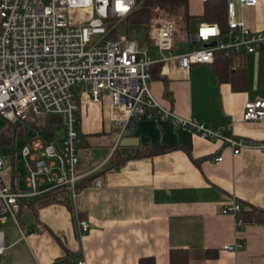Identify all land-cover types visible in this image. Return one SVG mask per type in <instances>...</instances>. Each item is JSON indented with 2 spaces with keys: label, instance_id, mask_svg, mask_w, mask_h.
<instances>
[{
  "label": "crops",
  "instance_id": "obj_1",
  "mask_svg": "<svg viewBox=\"0 0 264 264\" xmlns=\"http://www.w3.org/2000/svg\"><path fill=\"white\" fill-rule=\"evenodd\" d=\"M229 1L243 26L264 31V0L245 8ZM204 4L188 0L189 19L180 15L186 34L195 35L201 23H208L202 19ZM194 18L198 22L192 33ZM128 24L137 25L128 19L126 35ZM226 39L222 33L221 40ZM143 44L139 51L157 59L148 40ZM190 47L188 40L175 42L178 54ZM230 69L232 74L220 80L212 64L184 72L175 63H158L151 68L149 88L173 115L224 128V135L250 144L237 155L170 120L146 118L135 120L132 131L123 135L137 138L138 145L120 147L123 137L117 142L112 123L123 120L124 111L111 108L106 96L92 103L80 95L76 172L92 173L73 201L64 193L43 205L34 198L25 202L20 227L2 225L6 250L0 264H77L79 259L84 264H169L170 251L178 249L189 253V264H264V226L238 225V215L222 213L236 203L241 211L264 210V151L258 148L264 144V121L242 120L247 102L264 101V50L231 55ZM240 74L239 84L235 78ZM217 157L220 163H215ZM2 174L10 186L27 188L28 177L21 184L18 170ZM92 176L102 179V188L89 186ZM27 212H32V225L24 220ZM75 218L89 224L82 236ZM237 243L241 247L236 251L224 249Z\"/></svg>",
  "mask_w": 264,
  "mask_h": 264
},
{
  "label": "built area",
  "instance_id": "obj_2",
  "mask_svg": "<svg viewBox=\"0 0 264 264\" xmlns=\"http://www.w3.org/2000/svg\"><path fill=\"white\" fill-rule=\"evenodd\" d=\"M215 1L225 2L226 30L218 23H201L195 35L186 34L180 15L170 14L158 4L149 6L146 29L147 40L157 55L153 59L117 30L121 25L126 27L127 20L148 0H90L86 4L82 0H75V4L72 0H0V118L8 123L5 130L23 129L26 137L15 139L10 151L14 161H23L28 171L26 189L7 184L2 177L6 165L0 151V257L6 250L2 225L10 222L20 227L25 202L56 190L73 201L79 195L80 183L92 173L76 172L80 95L92 103L106 96L111 108L124 111V119L112 123L117 142L125 131H132L135 120L146 118L170 120L202 140L225 144L233 155L250 147L244 140L224 135V128L215 130L173 115L154 99L149 88L151 68L158 63H175L186 72L193 65L213 64L217 55L231 58L233 54L264 50V31L252 32L243 26L236 18L234 2L203 0ZM237 3L244 8L255 7L257 0ZM72 12L78 21L72 19ZM178 40H188L191 47L176 53ZM211 43L215 46H205ZM242 115L244 122H263L264 101L247 102ZM48 117L62 120L65 136L58 142L51 135L48 139L40 136ZM18 139L22 143L18 144ZM258 148L263 152L264 144ZM221 160L217 157L215 163ZM89 186L102 188V179L94 177ZM240 212L237 203L222 210L234 216ZM75 222L79 236L88 231V222L78 218ZM241 223L237 216V224ZM224 247L236 251L241 244ZM77 264L84 262L79 259Z\"/></svg>",
  "mask_w": 264,
  "mask_h": 264
},
{
  "label": "trees",
  "instance_id": "obj_3",
  "mask_svg": "<svg viewBox=\"0 0 264 264\" xmlns=\"http://www.w3.org/2000/svg\"><path fill=\"white\" fill-rule=\"evenodd\" d=\"M160 5L170 14L182 15L185 19H189V14L187 13L188 0H148L140 10L135 12L132 17L129 18V22L143 24L148 21V7L152 5ZM202 19L208 23H218L221 29H225V7L220 3V1L215 2H207L204 4ZM215 61L212 64L214 67V71H216V75L220 78V80H226L229 75L232 74L230 69L231 58H223L220 55L215 56ZM236 83L242 82L241 74L235 78ZM234 82V84H235ZM46 124L42 127V130L48 132L51 137H53V133L55 128L58 125H61L62 120L59 117H48L46 118ZM4 132H12L13 134L7 135L3 137V141L11 142V148L15 143V139L21 137L24 139L26 136L24 135V131L22 128L11 127L6 129ZM3 132V133H4ZM1 136V135H0ZM156 153V152H155ZM119 161L118 158L115 160V164ZM114 164V163H113ZM94 179L92 176L91 180ZM64 194L62 190L51 191L49 193L44 194L43 197L35 198L34 202H39L40 205H43L48 200H54L59 195ZM44 201V202H42ZM238 217L241 218L243 224H250L251 222L258 223L264 226V210H260L254 207H250L248 211H241L238 214ZM189 253L185 250L178 249L172 250L169 253V264H189ZM55 264H65V260H61L56 262Z\"/></svg>",
  "mask_w": 264,
  "mask_h": 264
},
{
  "label": "rangeland",
  "instance_id": "obj_4",
  "mask_svg": "<svg viewBox=\"0 0 264 264\" xmlns=\"http://www.w3.org/2000/svg\"><path fill=\"white\" fill-rule=\"evenodd\" d=\"M71 17L74 21H78L79 18L75 16V13L72 12L71 13ZM197 20L191 19L190 23H189V28L190 31L193 33L194 32V27L197 24ZM119 34H125L126 29L124 25H121L118 29ZM128 32H127V38L132 40V41H136L139 45H144L143 43L145 41H147V29H146V25L145 23H143L142 25L137 24V25H132V24H128V28H127ZM46 124V122H44L42 124V127H44V125ZM8 126V123L6 121H4L3 119L0 118V132L4 131L5 128ZM12 132H4L1 134L0 137V151L2 153L3 159H4V163H5V169L2 171H14V170H18V174H19V178L21 180V184L25 185L26 183V178L28 177V171L26 169V166L24 165L23 161L21 160H15L12 157V153L10 151L11 149V142H5L3 141V137L7 136V135H12ZM54 139L55 141H58L62 136H64V128L62 125H58L55 130H54ZM17 143L20 144L22 143L21 139L17 140ZM3 177V174H2ZM6 181V180H5ZM7 183V182H6ZM8 184V183H7Z\"/></svg>",
  "mask_w": 264,
  "mask_h": 264
},
{
  "label": "water",
  "instance_id": "obj_5",
  "mask_svg": "<svg viewBox=\"0 0 264 264\" xmlns=\"http://www.w3.org/2000/svg\"><path fill=\"white\" fill-rule=\"evenodd\" d=\"M205 46L213 47V46H215V43H211V44H209V45H205ZM28 135L33 136V137L36 136V135H35L34 133H32V132H29ZM40 136H41L42 138L48 139V138L50 137V134H49L48 132H46V131H43V132H40ZM137 145H138V139L135 138V137H131V138H129V137H123V138L119 141V146H120V147H129V148H131V147H134V146H137ZM24 220H25L28 224L32 225V224H31V220H32V212H27V213L24 215Z\"/></svg>",
  "mask_w": 264,
  "mask_h": 264
},
{
  "label": "clouds",
  "instance_id": "obj_6",
  "mask_svg": "<svg viewBox=\"0 0 264 264\" xmlns=\"http://www.w3.org/2000/svg\"><path fill=\"white\" fill-rule=\"evenodd\" d=\"M72 2H73V4H75V0H72ZM82 2L86 4V3H89L90 0H82ZM121 9L125 10L123 5H121Z\"/></svg>",
  "mask_w": 264,
  "mask_h": 264
},
{
  "label": "snow or ice",
  "instance_id": "obj_7",
  "mask_svg": "<svg viewBox=\"0 0 264 264\" xmlns=\"http://www.w3.org/2000/svg\"><path fill=\"white\" fill-rule=\"evenodd\" d=\"M126 10V9H125Z\"/></svg>",
  "mask_w": 264,
  "mask_h": 264
}]
</instances>
